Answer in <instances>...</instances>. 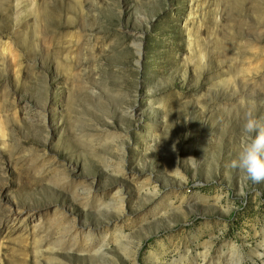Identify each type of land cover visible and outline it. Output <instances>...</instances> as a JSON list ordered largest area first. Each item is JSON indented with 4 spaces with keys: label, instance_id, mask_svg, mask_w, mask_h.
Returning a JSON list of instances; mask_svg holds the SVG:
<instances>
[{
    "label": "rangeland",
    "instance_id": "rangeland-1",
    "mask_svg": "<svg viewBox=\"0 0 264 264\" xmlns=\"http://www.w3.org/2000/svg\"><path fill=\"white\" fill-rule=\"evenodd\" d=\"M264 0H0V264H264Z\"/></svg>",
    "mask_w": 264,
    "mask_h": 264
},
{
    "label": "clouds",
    "instance_id": "clouds-1",
    "mask_svg": "<svg viewBox=\"0 0 264 264\" xmlns=\"http://www.w3.org/2000/svg\"><path fill=\"white\" fill-rule=\"evenodd\" d=\"M231 165L245 179L264 182V120L247 114L236 157Z\"/></svg>",
    "mask_w": 264,
    "mask_h": 264
}]
</instances>
